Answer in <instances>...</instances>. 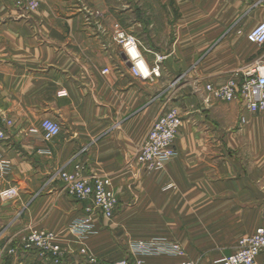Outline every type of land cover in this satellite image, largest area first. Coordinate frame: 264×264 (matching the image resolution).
Listing matches in <instances>:
<instances>
[{"label": "crops", "instance_id": "1", "mask_svg": "<svg viewBox=\"0 0 264 264\" xmlns=\"http://www.w3.org/2000/svg\"><path fill=\"white\" fill-rule=\"evenodd\" d=\"M13 8L0 17V118L12 121L10 172L0 173L1 240L44 229L73 250L62 264H92L69 232L88 204L68 196L58 175L76 164L118 197L113 220L95 217L86 239L99 260L198 264L202 251L199 264H222L264 226V112L208 100L205 90L239 79L263 56L248 36L264 23V0H41L28 15ZM118 30L137 38L150 68L163 57L159 78L132 76ZM172 108L182 121L177 156L146 173L133 160ZM44 119L62 126L51 141ZM157 239L179 244L184 256L132 253V244ZM1 264L43 263L28 253Z\"/></svg>", "mask_w": 264, "mask_h": 264}, {"label": "built area", "instance_id": "2", "mask_svg": "<svg viewBox=\"0 0 264 264\" xmlns=\"http://www.w3.org/2000/svg\"><path fill=\"white\" fill-rule=\"evenodd\" d=\"M41 0H15L14 8L18 14L28 15L38 11ZM96 14H100L96 12ZM116 40L124 51L126 62L131 65L130 71L134 78L147 81H155L161 76V63L163 57L158 56L156 65L149 67L146 64L139 44L135 36L118 30L115 33ZM249 42L264 48V23H260L251 30L248 36ZM110 69H105L104 74H108ZM239 79H232L221 87L213 85L206 86L209 99L215 98L220 101H240L245 109L251 114L264 112V51L263 56L256 60L245 71L238 74ZM67 93L59 92V96L66 97ZM242 123L246 119L241 118ZM179 110L172 108L159 116L146 140L141 145L139 153L133 160L137 166H141L147 173H155L162 170L170 160L177 156L174 148L176 134L181 125ZM12 126L11 120L0 118V173L10 172L9 162L5 156L7 140L6 127ZM45 140L51 141L60 135L62 126L55 120L44 119L41 123ZM84 165L76 164L72 171L59 172L60 179L65 184L68 196L79 202H86L85 215L83 218L75 220L70 226L69 232L75 237L80 245L78 252L92 264H130L127 260L115 263L99 260L91 253L86 245V239L96 233L94 218L102 216L112 221L116 215L118 197L110 187V183L100 176L85 175ZM15 193L14 190L11 191ZM60 236L56 233L41 229H29L18 241H3L0 239V264L5 258H13L33 253L43 264H62L73 250L63 249L60 246ZM131 251L135 257L143 255H176L184 256L185 252L181 246L175 242L169 243L163 239L151 242H137L131 245ZM237 250L221 260L222 264H264V226L259 227L253 235L246 236L239 241ZM263 256L260 261L259 257ZM137 264H142L137 261ZM181 264H195L192 261H185Z\"/></svg>", "mask_w": 264, "mask_h": 264}, {"label": "rangeland", "instance_id": "3", "mask_svg": "<svg viewBox=\"0 0 264 264\" xmlns=\"http://www.w3.org/2000/svg\"><path fill=\"white\" fill-rule=\"evenodd\" d=\"M14 1L15 0H0V17L4 16L5 14H7L8 11L11 12L12 6L14 7ZM13 10H15V8H13ZM177 81H179V78L177 79ZM147 173V172H146ZM205 252H199V263L201 262V260L203 259V257H205ZM198 263V264H199Z\"/></svg>", "mask_w": 264, "mask_h": 264}, {"label": "water", "instance_id": "4", "mask_svg": "<svg viewBox=\"0 0 264 264\" xmlns=\"http://www.w3.org/2000/svg\"><path fill=\"white\" fill-rule=\"evenodd\" d=\"M130 65V64H129ZM131 66V65H130Z\"/></svg>", "mask_w": 264, "mask_h": 264}]
</instances>
